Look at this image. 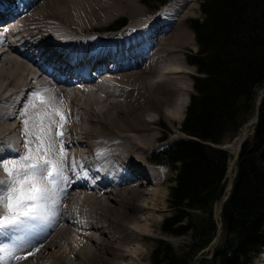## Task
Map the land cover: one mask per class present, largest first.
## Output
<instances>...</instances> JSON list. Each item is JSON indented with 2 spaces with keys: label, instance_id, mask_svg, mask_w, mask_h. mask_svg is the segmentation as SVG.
<instances>
[{
  "label": "bare ground",
  "instance_id": "bare-ground-1",
  "mask_svg": "<svg viewBox=\"0 0 264 264\" xmlns=\"http://www.w3.org/2000/svg\"><path fill=\"white\" fill-rule=\"evenodd\" d=\"M139 1L0 0V159L24 153L20 111L36 88L63 97L69 115L56 215L0 233V246L34 253L10 264H140L144 257L162 196L142 153L169 132L161 131L162 117L180 119L189 101L183 106L188 87L178 62L191 3L179 0L148 19L153 9ZM121 16L130 17L126 26L110 25ZM3 84L11 87L5 97ZM246 137L244 129L223 146L236 156Z\"/></svg>",
  "mask_w": 264,
  "mask_h": 264
},
{
  "label": "trees",
  "instance_id": "trees-1",
  "mask_svg": "<svg viewBox=\"0 0 264 264\" xmlns=\"http://www.w3.org/2000/svg\"><path fill=\"white\" fill-rule=\"evenodd\" d=\"M200 7L202 17L188 19L198 44L189 63L198 74L181 124L186 136L149 155L175 173L173 212L163 219L162 230L190 232L192 240L179 252L157 239L151 258L153 264H256L264 255V95L222 205L224 236L211 256L198 255L217 234L214 204L224 193L229 163L228 151L215 145L254 114L257 89L264 86V0H201Z\"/></svg>",
  "mask_w": 264,
  "mask_h": 264
},
{
  "label": "snow or ice",
  "instance_id": "snow-or-ice-1",
  "mask_svg": "<svg viewBox=\"0 0 264 264\" xmlns=\"http://www.w3.org/2000/svg\"><path fill=\"white\" fill-rule=\"evenodd\" d=\"M24 153L0 159V233H15L22 226L43 222L55 216L63 191L61 184L68 160L64 147L69 120L67 102L57 100L52 89L33 90L20 111ZM58 117V119H57ZM76 162L72 161L73 170ZM34 253L16 255L0 246V264L27 259Z\"/></svg>",
  "mask_w": 264,
  "mask_h": 264
},
{
  "label": "rangeland",
  "instance_id": "rangeland-1",
  "mask_svg": "<svg viewBox=\"0 0 264 264\" xmlns=\"http://www.w3.org/2000/svg\"><path fill=\"white\" fill-rule=\"evenodd\" d=\"M178 1L179 0H140L139 2L145 9H147V10L153 9L152 12H150V13L148 12L149 14L147 13V18L150 19L152 16L156 15L155 13H157L159 8L168 9L171 6H174ZM200 1L201 0H190L191 10H190V13L186 16V18L183 21V25L189 31V37H190L188 41H185L183 45L179 46L180 50H179V62L178 63L180 64L181 70L185 73L184 84L187 85V87H188V91L185 93V96L183 95L185 97L183 106L186 105L188 99L190 98V95L192 93H194V91H195V89L193 87V76L198 74L197 68L193 64L189 63V55L191 53L197 51L198 44L196 42L195 33H194L193 29L188 25V19H190V18H201L202 17ZM117 21L124 23L123 25L126 26V24L130 21V17H127V16L117 17L114 20H111L109 23L112 22L110 24V25H112L114 22L118 23ZM110 25L108 26V28L112 27ZM123 27H120V29ZM115 28H118V29L107 30V33H113L115 31L120 30L119 24L115 25ZM1 30H2V28H0V32H1ZM3 87L4 88L7 87L6 84H3L2 89H3ZM263 88H264V86L257 89L258 96H259V93L262 91ZM5 89H3L4 93L2 92V94H4L3 95L4 97L10 91L9 89H11V87L9 88V86H8ZM188 103H189V101H188ZM185 111H186V108H185V110H183V112H182V110H180V112L178 113L177 117L180 115V119H178L179 118L178 117V118H173L170 121H167L165 119V117L163 116L161 121L164 122L165 126L161 127V131L163 128V130L169 131V132L163 131V133H165L164 137L156 140L154 142V144L151 145L150 148H148L145 152L142 153V156L144 157V164L148 168V172L152 175L154 173L153 176L159 177L160 182H159V185H157V186H158V189L160 190V195L162 196V198L157 203V210L154 211L155 215H156V221L154 222L153 226L149 227V230H150L149 233H151V235L147 238L145 245H143L141 247L143 250V253H144V255H143L144 257L142 258L140 264H153V261L151 258V253H152V250L155 246L157 239H160V238L165 239L166 241H168L173 246V248L176 251H179V252H181V250L184 247H186V245L189 244L192 240L190 232H186V233H183L181 235H173V234L166 233L162 230L163 219L173 212V208L171 207V204L169 201V196H170V186L174 183L173 178H174L175 173L167 171V170L163 169L161 166H158L157 164L149 162V160H148V157H149L148 155L152 149L159 147L161 145H164V144L172 141L175 138L186 136V134L181 129V124H182L183 118L185 116ZM253 116L254 115L252 114V116L243 124V126L240 128V130L236 134L227 133L224 137V141L222 144H216V145L214 144V145L218 146V147L219 146L222 147L223 144H225V143L232 144L236 140V138H238L239 134L244 129H246V132H247L246 138H248L252 134L254 123H255V122L254 123L251 122ZM226 150L229 153V163H228V169L226 172V181H225V186H224V193L221 196V198L214 204V213H215L216 219H219V215L217 213V210H219V206L223 202L222 200L224 199V197L227 195L228 191L230 190L229 186H231V182L234 178V173H235V169H236V159H237L236 156L237 155L235 156L234 153H232L228 149H226ZM149 180L150 179H148V181ZM146 181H147V179H146ZM154 186L155 185L153 183L149 182L147 187L149 189H151V188H154ZM146 190H148V189H146ZM143 215H145V214H143ZM217 230H218L217 231L218 233L216 234V236L212 240V243L209 246H207L203 250V252L200 253L198 256H202V255L210 256L212 254V250L214 249V247L219 243V241L224 236V233L222 231V227L221 228L218 227ZM256 264H264V255H262V256L258 257V259H256Z\"/></svg>",
  "mask_w": 264,
  "mask_h": 264
},
{
  "label": "water",
  "instance_id": "water-1",
  "mask_svg": "<svg viewBox=\"0 0 264 264\" xmlns=\"http://www.w3.org/2000/svg\"><path fill=\"white\" fill-rule=\"evenodd\" d=\"M262 90L264 91V88ZM262 95H264V93ZM262 95H259L258 100H257L256 111H255V120H254L255 122L258 120V109H259V105H260V102H261ZM244 140L241 142L240 147H241L242 143L244 142ZM219 147H221V146H219ZM222 148H224V147L222 146ZM239 150H240V148H239ZM220 211H221V209H220ZM220 225H221V223H220Z\"/></svg>",
  "mask_w": 264,
  "mask_h": 264
}]
</instances>
